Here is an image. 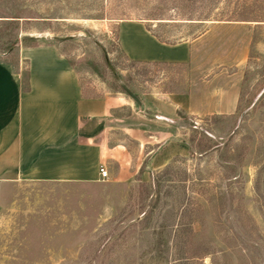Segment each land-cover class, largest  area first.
<instances>
[{
  "label": "rangeland",
  "instance_id": "rangeland-1",
  "mask_svg": "<svg viewBox=\"0 0 264 264\" xmlns=\"http://www.w3.org/2000/svg\"><path fill=\"white\" fill-rule=\"evenodd\" d=\"M121 19L192 40L191 61H128ZM24 37L87 94L196 86L209 112L179 116L188 153L145 180L0 183V264H264V0H0V63Z\"/></svg>",
  "mask_w": 264,
  "mask_h": 264
},
{
  "label": "crops",
  "instance_id": "crops-1",
  "mask_svg": "<svg viewBox=\"0 0 264 264\" xmlns=\"http://www.w3.org/2000/svg\"><path fill=\"white\" fill-rule=\"evenodd\" d=\"M117 41L134 61H191L192 40L162 41L141 19L119 20ZM17 58V69L0 63V183L89 184L100 165L111 183L145 180L188 153L177 112H209L196 86L135 94L139 104L118 90L87 94L55 44L19 45Z\"/></svg>",
  "mask_w": 264,
  "mask_h": 264
},
{
  "label": "trees",
  "instance_id": "trees-1",
  "mask_svg": "<svg viewBox=\"0 0 264 264\" xmlns=\"http://www.w3.org/2000/svg\"><path fill=\"white\" fill-rule=\"evenodd\" d=\"M19 17H22V16H12V19L11 20H9V21H12V22H14V21H17V18H19ZM239 19L240 20H248V18L246 17V16H240L239 17ZM154 34V33H153ZM155 36H157V35H155ZM159 38V37H158ZM160 39V38H159ZM162 40V39H161ZM17 41V40H16ZM162 41H165V40H162ZM19 42H23V44L24 45H26V46H34V45H36L37 44V41L35 40V38H32V37H24V38H22ZM168 42V41H167ZM15 44H16V42L14 41V42H12V43H10L9 44V46H8V48L10 49L12 46H15ZM12 50H10V52H11ZM125 56V55H124ZM126 57V56H125ZM126 59L128 60V61H130V62H132V63H135V64H151V62L150 63H148V62H140V61H134V60H131V59H128L127 57H126ZM7 63H9L10 64V62H7ZM18 64V58L16 57V61H15V64H10L11 66H12V68L13 69H17V65ZM23 81L25 82V84L27 83V72H25L24 74H23ZM120 83H122V84H124L129 90H131L134 94H136L135 93V91H133L126 83H124V82H122L121 80H119V87H120V90L119 91H122V92H124V90H123V88L120 86ZM27 87V86H26ZM177 114L180 116V117H182V118H185V114L184 113H182V112H180V111H178L177 112Z\"/></svg>",
  "mask_w": 264,
  "mask_h": 264
},
{
  "label": "water",
  "instance_id": "water-1",
  "mask_svg": "<svg viewBox=\"0 0 264 264\" xmlns=\"http://www.w3.org/2000/svg\"><path fill=\"white\" fill-rule=\"evenodd\" d=\"M107 65L108 67L113 71V68L111 66V64L108 62V60L106 59ZM114 75L115 72L113 71ZM120 86L123 88L124 92L130 97L132 98L137 104L140 103L139 99L137 98V96L131 91L129 90L124 84L120 83Z\"/></svg>",
  "mask_w": 264,
  "mask_h": 264
},
{
  "label": "built area",
  "instance_id": "built-area-1",
  "mask_svg": "<svg viewBox=\"0 0 264 264\" xmlns=\"http://www.w3.org/2000/svg\"><path fill=\"white\" fill-rule=\"evenodd\" d=\"M98 175H99V179H101V180L106 179V177H107V170H106V168L104 166L100 165L98 167Z\"/></svg>",
  "mask_w": 264,
  "mask_h": 264
}]
</instances>
